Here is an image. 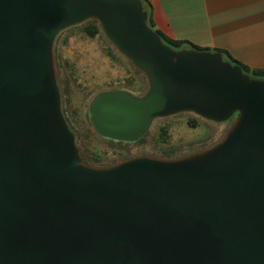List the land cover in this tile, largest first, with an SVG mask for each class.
<instances>
[{"label":"water","instance_id":"1","mask_svg":"<svg viewBox=\"0 0 264 264\" xmlns=\"http://www.w3.org/2000/svg\"><path fill=\"white\" fill-rule=\"evenodd\" d=\"M95 20L146 90L91 97L104 138L183 112L231 126L176 157L85 161L62 111L54 41ZM0 264H264V78L175 49L141 0H0Z\"/></svg>","mask_w":264,"mask_h":264},{"label":"rangeland","instance_id":"2","mask_svg":"<svg viewBox=\"0 0 264 264\" xmlns=\"http://www.w3.org/2000/svg\"><path fill=\"white\" fill-rule=\"evenodd\" d=\"M86 23L61 31L54 41L63 114L77 146L85 154H97L102 163L111 164L138 154L191 153L223 137L233 117L214 122L191 112L154 119L142 140L113 143L98 137L87 117L91 97L109 89H122L139 96L146 90V81L101 31L94 37L88 36L84 31Z\"/></svg>","mask_w":264,"mask_h":264},{"label":"crops","instance_id":"3","mask_svg":"<svg viewBox=\"0 0 264 264\" xmlns=\"http://www.w3.org/2000/svg\"><path fill=\"white\" fill-rule=\"evenodd\" d=\"M154 27L173 40L264 68V0H146Z\"/></svg>","mask_w":264,"mask_h":264},{"label":"trees","instance_id":"4","mask_svg":"<svg viewBox=\"0 0 264 264\" xmlns=\"http://www.w3.org/2000/svg\"><path fill=\"white\" fill-rule=\"evenodd\" d=\"M142 4H143V7H144V10L147 12V15H148V25L154 29L158 34L159 36L161 37L162 41L171 46L172 48H175V49H179V48H182L184 45H188L187 43H185V41H181V40H173L169 37H167L166 35H164L161 31H159L158 29H156L154 27V24H153V21H152V17H151V12H150V7H149V4L147 3L146 0H141ZM86 25H85V33L90 36V37H94L96 36V34H98L101 30H100V26L99 24L97 23V21L91 19V20H87L86 21ZM61 33V32H60ZM59 33V34H60ZM58 34V35H59ZM191 48H195V49H199L193 45H189ZM199 50H203V49H199ZM215 51V50H213ZM219 51V50H217ZM222 53V56L225 60H228V61H231L233 64H238L240 65V67L242 68L243 72L246 73V74H250L254 77H259V78H264V68H250V67H247L245 65H242L241 63L231 59V57H229L226 53L220 51ZM58 80V85H59V88L61 89V86H60V81L59 79ZM62 91V89H61ZM62 111H63V108H62ZM95 133V132H94ZM96 134V133H95ZM148 134V133H146ZM97 135V134H96ZM98 137L106 140V141H109V142H113V143H121L122 141H115V140H112V139H107V138H104V137H101L99 135H97ZM144 138V137H143ZM142 137L140 138L141 140L143 139ZM79 152H80V155L81 157L89 162V163H93V164H101V165H106L105 163H102L101 162V159L98 157L97 154H85L81 148H79ZM196 150V149H195ZM197 151V150H196ZM182 154H186L184 152H179V153H158V154H152V155H155V156H161V157H176V156H180ZM126 159V158H124ZM123 160V159H122ZM114 163V162H113Z\"/></svg>","mask_w":264,"mask_h":264},{"label":"flooded vegetation","instance_id":"5","mask_svg":"<svg viewBox=\"0 0 264 264\" xmlns=\"http://www.w3.org/2000/svg\"><path fill=\"white\" fill-rule=\"evenodd\" d=\"M60 92H61V99H62V91H61V89H60ZM138 141V140H137ZM128 158V157H127ZM106 164V163H105ZM110 164V163H109Z\"/></svg>","mask_w":264,"mask_h":264}]
</instances>
